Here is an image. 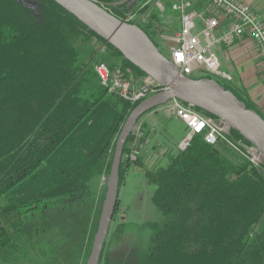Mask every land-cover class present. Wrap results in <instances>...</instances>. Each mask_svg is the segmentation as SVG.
Returning <instances> with one entry per match:
<instances>
[{
    "label": "trees",
    "instance_id": "obj_1",
    "mask_svg": "<svg viewBox=\"0 0 264 264\" xmlns=\"http://www.w3.org/2000/svg\"><path fill=\"white\" fill-rule=\"evenodd\" d=\"M28 1L38 6L0 0V252L7 264H86L106 189L92 182L111 172L123 124L145 99L110 92L95 65L147 75L55 0ZM112 1L97 0L124 19L128 5L110 9ZM152 3L134 10L146 15ZM157 21L150 12L137 24L158 46ZM217 81L264 117L229 81ZM143 124L150 141L152 126ZM127 139L119 186L127 169L143 166L146 145L133 164L124 159L133 132ZM161 158L143 166L163 225L142 264H264V164L201 134L185 149L165 147Z\"/></svg>",
    "mask_w": 264,
    "mask_h": 264
},
{
    "label": "built area",
    "instance_id": "obj_2",
    "mask_svg": "<svg viewBox=\"0 0 264 264\" xmlns=\"http://www.w3.org/2000/svg\"><path fill=\"white\" fill-rule=\"evenodd\" d=\"M154 4L161 10L166 5L163 0H155ZM144 7V5L142 6ZM180 20V27L171 33H161L159 38L169 42L166 46L170 52V60L178 66L185 75L192 76L194 72H209L218 78L230 81L231 76L221 69L220 60L213 47L219 42L227 45L243 36L249 35L259 49L264 62V19L253 5L242 0H204L203 9L197 8V0H174L170 7ZM150 10L146 15L132 9L126 14L125 21L129 23H146ZM227 23H224L225 21ZM95 69L101 83L123 98L135 102L161 91L163 88L151 77L136 78L131 68H111L107 63H97ZM168 115L179 117L188 127V133L179 144L185 149L196 134L205 137L209 144L226 141L235 150H239L249 161L261 166L264 157L252 144L233 140L231 128L222 118L204 114L195 106L181 99L173 98L163 104ZM134 139L130 151L124 159L134 162L139 152L136 149L140 137H144L142 120L135 123ZM146 138V137H145ZM149 140L145 145H148Z\"/></svg>",
    "mask_w": 264,
    "mask_h": 264
},
{
    "label": "water",
    "instance_id": "obj_3",
    "mask_svg": "<svg viewBox=\"0 0 264 264\" xmlns=\"http://www.w3.org/2000/svg\"><path fill=\"white\" fill-rule=\"evenodd\" d=\"M28 7H37L36 1L20 0ZM84 25L94 30L114 48L120 51L132 64L140 67L147 76L163 89L151 94L135 106L118 136L115 156L108 177L105 200L101 208L98 229L90 256L86 264H98L102 255L110 223L118 201L119 171L123 148L135 123L149 110L163 106L173 98H179L189 105L208 111L227 122L231 130H236L264 157V117L254 108L247 107L236 93L225 88L217 79L194 78L182 73L178 66L160 51L148 34L136 23H129L116 17L102 7L97 0H55ZM147 138L140 137L136 149L141 152Z\"/></svg>",
    "mask_w": 264,
    "mask_h": 264
},
{
    "label": "rangeland",
    "instance_id": "obj_4",
    "mask_svg": "<svg viewBox=\"0 0 264 264\" xmlns=\"http://www.w3.org/2000/svg\"><path fill=\"white\" fill-rule=\"evenodd\" d=\"M147 3H152L149 10L158 20L156 24L159 34L171 33L172 30L180 27L178 17L175 16L176 13H173L170 6L167 5L165 10H161L154 4L153 0H114L108 4V7L112 9L113 7L128 5L129 12L137 5L142 7ZM153 37L156 39L159 49L169 57L170 52L166 46L169 42L162 41L158 36ZM205 75L223 81L220 77L218 78L209 72H194L192 74L195 77ZM159 108L161 111L158 121L155 123L157 126L152 128L154 134L150 137L149 144L144 146L145 149L142 151V155H144L142 165L145 167H150L157 162L163 156L165 147L173 150L179 148L181 140L188 133L186 123L175 115H171L170 118L166 117L167 112L164 106ZM144 116L140 120L142 123L148 124ZM232 139L234 140V138ZM235 140L239 141L238 138ZM166 160L167 157H162L159 164H165ZM134 162L132 163L134 164ZM143 166L132 165L123 176L118 193L120 202L116 215L110 223V230L99 264H142L149 253L153 235L163 225L162 213L152 201L155 185L146 179ZM109 175L110 172L95 178L92 182L94 188L99 192L106 188L104 193L106 194ZM8 258L3 251L0 252V264H7ZM12 264H16V262Z\"/></svg>",
    "mask_w": 264,
    "mask_h": 264
},
{
    "label": "crops",
    "instance_id": "obj_5",
    "mask_svg": "<svg viewBox=\"0 0 264 264\" xmlns=\"http://www.w3.org/2000/svg\"><path fill=\"white\" fill-rule=\"evenodd\" d=\"M242 1L253 5L264 19V0ZM203 4L204 0H197V8H202ZM223 22L227 23L226 19ZM178 23L181 24L179 18ZM213 49L219 56L221 69L231 76L230 84L239 93L249 97L264 114V62L252 37L243 36L236 39L232 45L219 42ZM160 111L161 109L157 107L145 114L144 118L148 127L156 128L155 123L158 121ZM165 116L170 118L171 115Z\"/></svg>",
    "mask_w": 264,
    "mask_h": 264
}]
</instances>
